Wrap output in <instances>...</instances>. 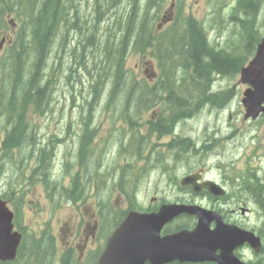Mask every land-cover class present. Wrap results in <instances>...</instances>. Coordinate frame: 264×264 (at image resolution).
I'll list each match as a JSON object with an SVG mask.
<instances>
[{"label": "trees", "instance_id": "16d2710c", "mask_svg": "<svg viewBox=\"0 0 264 264\" xmlns=\"http://www.w3.org/2000/svg\"><path fill=\"white\" fill-rule=\"evenodd\" d=\"M87 1L91 2V20L84 16L78 26L82 17L80 5ZM166 1L0 0V30L6 27L7 16L18 24L17 37L7 46L5 56L0 58V119L5 121L2 123L5 132L0 146V175L7 169L15 173L14 180L0 195L1 199L19 204V181L34 184L33 178L36 177L47 182L45 173L41 170L38 173L37 167L48 164L47 150L37 146L35 132L30 128L33 125L31 118L43 116L51 110L55 81L53 72L48 73V61L54 48L59 53L65 52L72 43L70 33L78 38L71 57L79 68L87 70L90 67L87 50L98 51L103 57L99 72L92 74L90 69L87 72V97H90L84 98L83 104L89 103H86L87 110H93L104 97L107 99L103 105L105 108L112 107L115 101H124L118 109V119L128 125L133 139L138 135V139H143L140 116L158 102L172 112L167 116L166 124L149 122L150 131L159 134L170 132L180 120L195 117L204 105L222 109L231 104L236 96L233 88L213 92L212 86L216 77H237L253 56L262 36L257 20L260 0H236V6L226 21L235 28V37L220 48L208 40L207 29L201 21L183 12L186 0L171 2L175 9L171 20L162 31H158L156 22ZM206 1L211 10L209 22L223 21L225 0ZM121 4L124 10L120 9ZM111 18L110 25L101 30L100 24ZM112 30L115 31L112 43L105 41L101 47L100 40ZM98 33H101L100 37ZM79 46L80 51L76 53ZM130 52H148L156 60L157 79L153 84L150 85L145 78L135 79L125 67ZM92 62L96 70L98 60ZM84 134L91 136L93 131L87 127ZM86 141L83 138L78 152L81 167L87 162L82 160L88 154ZM24 151L32 156L29 159L23 156ZM254 182L257 188L254 196L259 197L257 190L261 192L263 189L257 179ZM19 230L24 238L19 250L22 254L30 235L20 226ZM41 243L34 242L25 250V263L39 264L46 259L48 246L41 247Z\"/></svg>", "mask_w": 264, "mask_h": 264}, {"label": "flooded vegetation", "instance_id": "af4514ba", "mask_svg": "<svg viewBox=\"0 0 264 264\" xmlns=\"http://www.w3.org/2000/svg\"><path fill=\"white\" fill-rule=\"evenodd\" d=\"M205 111L213 114L211 110ZM159 113L158 110L150 111L147 121L157 123ZM220 113L221 111L217 112V117ZM146 127H149L148 124ZM106 137L107 135H101V131L97 130L96 160L91 163L89 154L82 159L87 160L83 163L86 169L89 163L93 164L91 171L85 172L82 176L80 184L82 190H88L94 185L95 192L90 191L93 198H89L90 192L83 191L85 207L91 209L92 203L95 212L85 220H81L77 226L69 227L64 224L56 230L47 229V236H43L46 230H42L41 236L38 235L36 239L42 241L41 247L48 246L49 252L46 254V259L38 262L39 264H263L261 250L254 252L246 243L241 242V234L235 230H249L262 240L261 233L247 223L248 216L251 214L255 215L257 221L264 219L261 217L264 202L259 194L261 192L258 193L259 197L254 196L256 184L253 179H247L248 175L243 173L246 168L245 160V164L240 161L235 167L233 160L221 159V154L216 158L215 165L208 164L206 159L209 152L214 150V142H211L213 139H210L207 132L199 139L198 145L193 141L184 143L180 139L178 141L166 139L165 133L159 135L156 131L142 135L143 139L138 141L133 139L115 146H111L114 144L112 141L108 144ZM88 138L91 142L92 137ZM206 138H209L210 142ZM226 139L232 140L231 135H227ZM257 139V136L254 137V140ZM103 142H106L105 146ZM101 148H105L111 156L106 157L105 164H103ZM126 151L128 153H125ZM123 154L134 155L140 161H147V167H143L140 172H124L119 169L114 171L116 173H112L118 164L116 161ZM54 157L57 158L56 154ZM62 160L65 161L64 158ZM152 161L155 164H151ZM199 161L200 164L193 168V165ZM248 162L251 163V160ZM239 164L242 167H239ZM181 167L186 170L178 172ZM255 169L258 184L264 187V167L259 166ZM142 189L145 190L142 192ZM108 193L115 194L117 201L121 198L126 203L125 210H122V205L115 207V198L105 199L103 195ZM104 200L110 208L104 212L105 217L107 215L108 219L112 218L109 222H106V219L102 220L101 206ZM248 202H252L254 208H248L246 206ZM183 206L197 207L211 213L209 220L201 223V227L207 229L209 235L216 234L215 238H217L215 239L217 244L210 248L207 258L186 262L178 254L179 241L172 237L183 231L191 233L198 228V217L186 213H179L163 222L158 231L149 229L144 232V243L162 239L161 246L159 245L158 248L159 253L151 250L153 259H146L141 255L129 257L122 252L124 250L121 243L123 232L117 230L123 225V219L128 212L157 213L163 207L176 209ZM120 214L124 216L122 219H117ZM129 223L131 226L138 225V222ZM62 230L65 232L60 242ZM135 232L137 230L131 231L129 235L133 236ZM113 235H116V242L111 247V253L103 257L107 243ZM222 238L227 240L226 244L220 243ZM138 247L132 246L133 249ZM228 250L231 254L227 253ZM26 255V253L21 254V259ZM0 264L7 263L0 262ZM17 264L23 263L20 261Z\"/></svg>", "mask_w": 264, "mask_h": 264}, {"label": "rangeland", "instance_id": "374dc122", "mask_svg": "<svg viewBox=\"0 0 264 264\" xmlns=\"http://www.w3.org/2000/svg\"><path fill=\"white\" fill-rule=\"evenodd\" d=\"M175 2V0H167L166 5L160 14L156 25L158 27V31H162L164 27L170 22L169 18L170 15L173 14L175 11L174 6L171 5ZM262 8L258 15V29L260 33L264 34V0L263 3L260 5ZM232 7H227L222 10V18L223 21H215L209 22L211 10L209 9L208 3L206 0H186L183 6V12L186 14H192L196 19L201 21L205 28L207 29L208 39L211 43H214L217 47H224L225 42L228 39L234 38L235 28L232 25H228L226 23L228 15L231 12ZM120 9L124 10V6L121 4ZM82 15L80 19V23L78 26L82 24L83 17L86 16L88 19L91 20V2L87 1L86 3H82L80 5V11ZM166 17L165 21L162 22L161 18ZM13 19L12 17L7 16L6 18V27L0 30V40L1 37H7L0 48V53L3 55L7 49V46L10 42L14 41L17 37V29L18 24L14 21V24H9V20ZM110 19L109 22H102L99 28L102 30L106 26L110 25L112 22ZM110 28V27H109ZM114 30H112L109 34L106 35L105 38H102L99 42L101 47L104 46L105 41L109 44L112 43V36L114 34ZM101 36V33H98V37ZM75 35L70 33L69 39H71L72 43L68 46V48L63 53H59L57 48L52 50L51 57L48 61L49 70L48 73L53 72L54 75V91H53V102L51 105L50 112L47 113L46 116L37 117L34 116L31 118V121H36V125H40L37 127V133L39 132L40 138H45L48 142L49 140L53 139L52 145L49 146V150L47 151L49 162L44 165H37L39 166V170L45 173V177L47 178L46 185L51 189L54 190L56 186H58L61 180L64 178V168L59 169L54 166L55 163V153L57 155V160L59 162L63 161V158H66L69 161L74 162L76 145L78 143L77 134H74V131H78L80 127L77 126L84 121L83 125L92 124L91 118H78L77 114L79 111V106L81 103L83 104V96H86L88 92V83L89 78L87 72L89 69L91 70L92 74H95L100 71L102 65L99 64L102 61L103 57L99 54L98 51L87 50V53L90 55L89 57V65L90 67L87 70H83L79 68L74 62L71 57V52L73 47L76 45ZM80 46L76 49V53H79ZM5 56V55H4ZM59 57V60L58 58ZM93 59L98 60L96 70L93 68L91 63H93ZM125 67L129 69L134 78L137 80H141L143 78L147 80H154L157 79V62L153 59L150 54L147 52L146 54H137L130 52L126 56V63ZM68 75H70L69 80L67 79ZM228 88H233L236 92V96L231 102L230 106L224 109L223 112L220 113V116L217 117L215 112L210 114L208 112H204L200 114L197 118L188 121L187 123L181 126L182 131L191 135L194 139H201V137L207 132L212 138L214 142V150L210 151L206 162L208 164H214L215 160L218 158L219 155L222 154L221 159L226 160H233L232 163L235 167H237L238 162H242L245 164L247 163L246 168L254 167L259 168V166L264 167V129L262 123L259 121L247 122L243 120V108L240 104V100L242 97V92L246 88L244 85L240 84L238 76L234 79L229 78H218L215 80L213 85V92H218L221 90H225ZM74 100V101H73ZM106 97L102 98V104H105ZM73 101V102H72ZM124 101L122 103L118 100L115 101L113 106L110 107L108 110L107 108L103 107L102 105L94 106L97 108L94 111V118L93 124L97 127L98 132L101 131L103 134L106 131L107 141L110 144L112 141L114 144L111 146H115L121 142H126L127 138L129 137L127 134L125 135L123 132H120V121L114 118L111 113V109H119L124 105ZM86 104L85 108L86 109ZM88 109V108H87ZM151 110V109H150ZM150 115V111H149ZM149 116L146 113H143L140 116L139 122L141 124V131L144 132L146 130L145 122L147 121ZM70 119L72 125L66 127L64 124L66 119ZM126 124V123H124ZM72 126L71 131L69 128ZM219 129V130H218ZM213 135L211 136L212 132ZM218 131V133H217ZM72 132V133H71ZM215 133L217 135L215 136ZM100 134V133H99ZM231 135V139H226L227 135ZM38 137V135L35 133ZM55 136L59 137L58 142L54 140ZM257 136V140H254V137ZM3 137L2 130L0 129V142ZM39 138V137H38ZM206 138V140H209ZM40 140V139H39ZM205 140V139H204ZM203 140V141H204ZM138 141V140H137ZM208 142V143H209ZM219 142V143H216ZM106 143V142H103ZM40 144L42 145L41 141ZM89 148L92 149L91 151V158L90 162L93 163L96 160V145L89 141ZM137 146V144H135ZM217 146V148H215ZM55 148V149H53ZM53 149V150H52ZM130 151V149H128ZM30 152H22L23 156L27 157L28 159L32 156ZM125 153H128L127 151ZM245 160V161H244ZM251 160V163L248 161ZM129 169L123 167L130 162H133ZM120 164V168L122 167L124 172H140L142 167H147V164L142 163L137 158H133L130 155L123 154L121 157L118 158L116 161ZM89 163L88 168L92 169V164ZM76 164V163H75ZM151 164H155L152 161ZM200 164V161L193 165V168ZM149 166V164H148ZM239 167L242 165L239 164ZM208 168V166L206 167ZM157 170V169H155ZM186 168H182L178 170V172L185 171ZM158 174V173H157ZM15 173L12 172L11 169H7L5 173L0 175V194H2L5 190H7V185L14 180ZM20 184V188H24L26 191L24 194V206H23V213L22 217V224L27 226L29 231L36 232L40 229H43L45 224H49V226L54 227L58 225L60 220H65V218L69 216H79L80 211H77L75 206H70L64 203V205L51 210L52 204L45 199V196L39 197L37 196L36 192H40L38 190H34L33 188L29 189L24 183L21 181L18 182ZM90 184V183H88ZM17 188V187H16ZM85 190V189H83ZM142 189L141 191L143 192ZM87 192H95V187H92ZM152 195L153 193H149ZM89 198H93L91 192L88 194ZM108 197L107 195H104ZM54 198L57 197L55 193L53 195ZM115 197V196H114ZM115 207L122 205V210H125L126 203L123 202L121 198L117 201V198L114 199ZM248 208H254L252 202H248L246 205ZM116 212V211H115ZM255 212V211H254ZM256 214V212H255ZM247 223L251 228H255L258 232L262 233V237L264 239V219H260L259 221L256 220L255 215L251 214L248 216ZM119 218V217H118ZM117 218V219H118ZM106 222H109L112 218L106 215L105 217ZM263 221V223H261ZM264 244V240H263Z\"/></svg>", "mask_w": 264, "mask_h": 264}, {"label": "water", "instance_id": "95a60500", "mask_svg": "<svg viewBox=\"0 0 264 264\" xmlns=\"http://www.w3.org/2000/svg\"><path fill=\"white\" fill-rule=\"evenodd\" d=\"M239 78L242 84L248 85L241 99V104L245 110L244 118L254 120L260 114L264 117V36L258 43L252 59L240 70ZM179 213L196 215L199 221L198 228L193 232L184 231L172 237L179 241V248L177 249L179 256L186 262L207 258L209 250L216 243L215 239L217 238H215L216 234L209 235L207 229L201 227V223L209 220L211 213L193 207H178L176 209L163 207L155 214L130 213L126 217L124 225L117 230L123 232L121 243L124 250L122 252L129 257L141 255L146 259H153L151 250L159 253L158 248L159 245L161 246L162 239L144 243V232L149 229L158 231L163 222L172 219ZM12 217V212L7 209L5 202L0 200V261L13 260L20 242V235L12 231ZM128 222H138V225L131 226ZM133 230H137V232L130 236L129 233ZM239 232L241 242H246L254 251L260 250L261 245L258 237L248 231ZM115 236L113 235L108 241L104 257L111 253V247L116 242ZM153 236L156 238L155 234ZM226 242L225 238L220 239V243L226 244ZM132 246L139 247L133 249ZM227 253L231 254V251L228 250ZM232 258L234 259V257Z\"/></svg>", "mask_w": 264, "mask_h": 264}, {"label": "bare ground", "instance_id": "6f19581e", "mask_svg": "<svg viewBox=\"0 0 264 264\" xmlns=\"http://www.w3.org/2000/svg\"><path fill=\"white\" fill-rule=\"evenodd\" d=\"M35 137H36V139H37L36 141H38L37 146H38V147H42V146H43V147L48 151V150H49V146L46 147L45 145H41V144H40V140H39V138H38L36 135H35Z\"/></svg>", "mask_w": 264, "mask_h": 264}]
</instances>
